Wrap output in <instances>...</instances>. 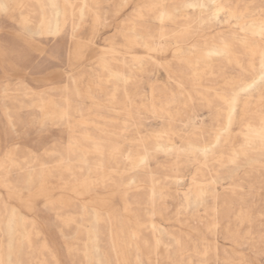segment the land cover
<instances>
[{
    "label": "rangeland",
    "instance_id": "obj_1",
    "mask_svg": "<svg viewBox=\"0 0 264 264\" xmlns=\"http://www.w3.org/2000/svg\"><path fill=\"white\" fill-rule=\"evenodd\" d=\"M2 1L0 264H264V0Z\"/></svg>",
    "mask_w": 264,
    "mask_h": 264
},
{
    "label": "bare ground",
    "instance_id": "obj_2",
    "mask_svg": "<svg viewBox=\"0 0 264 264\" xmlns=\"http://www.w3.org/2000/svg\"><path fill=\"white\" fill-rule=\"evenodd\" d=\"M2 1V0H1ZM55 1V0H54ZM229 1V0H228ZM3 2V1H2ZM51 3H52V0L50 1ZM53 4V3H52ZM220 4H222L221 3V1H220ZM189 5V4H188ZM52 7H53V5H51ZM217 6H219V4L217 5ZM232 6V5H231ZM56 7V6H55ZM229 7V6H228ZM250 7V6H249ZM221 8H224V6L223 5H220L218 8H216L215 10H216V13H218V11L221 9ZM56 9V8H55ZM85 9V8H84ZM54 10V9H53ZM235 10H236V8H235ZM47 11V10H46ZM7 12V11H6ZM61 12V11H60ZM62 12H63V10H62ZM203 22V21H202ZM251 25H252V27L254 26V28H256L257 30H263L264 29V27L263 26H261V25H255L254 23H251ZM62 26V25H61ZM61 26H60V28H61ZM251 27V28H252ZM253 28V29H254ZM198 29V28H197ZM30 30V29H29ZM54 31V30H53ZM59 33V32H58ZM154 42V41H153ZM157 43V42H156ZM156 45V44H155ZM158 46V45H157ZM77 57H79V56H77ZM88 60V59H87ZM91 60V59H90ZM223 67V66H222ZM120 73V72H119ZM22 75V74H21ZM21 75H19V76H21ZM18 76V77H19ZM122 77V76H121ZM20 78V77H19ZM129 80V79H128ZM24 83V82H23ZM28 83V82H27ZM6 84V83H5ZM8 84V83H7ZM72 85V84H71ZM70 87V86H69ZM74 87V86H73ZM122 88V87H121ZM29 89V88H28ZM30 90V89H29ZM70 90V89H69ZM74 91V90H73ZM77 91V90H76ZM31 92H32V90H31ZM108 93H110V92H108ZM69 94V93H68ZM83 94V93H82ZM79 97H80V95H78ZM27 97V96H26ZM36 98V97H35ZM73 98V97H72ZM72 98H70L71 100H72ZM27 100H28V98H27ZM35 100V99H34ZM41 100H43L42 98H41ZM23 102V101H22ZM44 102V101H43ZM24 103V102H23ZM22 103V104H23ZM26 103V102H25ZM34 103V102H33ZM37 103V102H36ZM40 103V102H39ZM27 104V103H26ZM25 105V104H24ZM37 105H39V104H37ZM70 105V104H69ZM42 106V105H41ZM40 106V107H41ZM60 107V106H59ZM79 107V106H78ZM21 108V107H20ZM24 108V107H23ZM61 108V107H60ZM79 109V108H78ZM45 110V109H44ZM64 110H65V108H64ZM50 111V110H49ZM52 111V110H51ZM59 112H60V110H59ZM61 114V113H60ZM58 115V114H57ZM57 115H55V116H57ZM64 115V114H63ZM68 115V114H67ZM42 117H43V115H42ZM44 117H46V115L44 116ZM55 118V117H54ZM69 118V117H68ZM71 118V117H70ZM192 118V117H191ZM61 119V118H60ZM10 120H11V118H10ZM112 120V119H111ZM110 120V121H111ZM90 121V120H89ZM92 121V120H91ZM92 123V122H91ZM100 124V123H99ZM95 125H96V123H95ZM101 127H103V126H101ZM108 127V126H107ZM109 128V127H108ZM106 129V128H105ZM86 131V130H85ZM81 134V133H80ZM86 134V133H85ZM113 134V133H112ZM86 136V135H85ZM88 137V136H87ZM99 138V137H98ZM101 138V137H100ZM111 138V137H110ZM113 138V137H112ZM170 138V137H169ZM169 138H168V140H169ZM70 139V138H69ZM91 139H93V138H91ZM69 144V143H68ZM19 146V145H18ZM72 146V145H71ZM93 146V145H92ZM94 147H95V145H94ZM24 148V147H23ZM76 148V147H75ZM84 148V147H83ZM96 148V147H95ZM10 149V148H9ZM8 149V150H9ZM18 149V148H17ZM16 149V150H17ZM93 149V148H92ZM29 150V149H28ZM77 150V149H76ZM75 150V151H76ZM43 151V150H42ZM69 151V150H68ZM94 151V150H93ZM96 151V150H95ZM67 152V151H66ZM98 152V151H97ZM34 153V152H33ZM32 153V154H33ZM48 153V152H47ZM87 153V152H86ZM12 154V153H11ZM10 154V155H11ZM82 154V153H81ZM97 154V153H96ZM3 155V154H2ZM13 155V154H12ZM85 155V154H84ZM4 156V155H3ZM7 156V155H6ZM35 156V155H34ZM143 156V155H142ZM146 156V155H145ZM13 158L15 157V156H12ZM97 159H99V158H97ZM256 159V158H255ZM63 160V159H62ZM83 160V159H82ZM87 160V159H86ZM15 161V160H14ZM61 161V160H60ZM84 161V160H83ZM97 162H99V161H97ZM8 163L10 164L11 162L8 160ZM56 163V162H55ZM103 163V162H102ZM13 164V163H12ZM30 164V163H29ZM32 164V163H31ZM11 165V164H10ZM12 166V165H11ZM19 167V166H18ZM44 167V166H43ZM77 167V166H76ZM12 169V168H11ZM15 169V168H14ZM105 169V168H104ZM230 170V169H229ZM9 171V170H8ZM102 172H103V170H102ZM7 173V172H6ZM31 176V175H30ZM36 177V176H35ZM112 177V176H111ZM86 178V177H85ZM112 179V178H111ZM34 180V179H33ZM227 181V180H226ZM9 182V181H8ZM13 182V181H12ZM136 183V182H135ZM110 189V188H109ZM111 191V190H110ZM113 191V190H112ZM91 193V192H90ZM88 194V193H87ZM103 197V196H102ZM145 197V196H144ZM151 197V196H150ZM152 214V213H151ZM87 218V217H86ZM31 238V237H30ZM137 241V240H136ZM122 249V248H121ZM155 258V257H154ZM109 259V258H108ZM28 264V263H27Z\"/></svg>",
    "mask_w": 264,
    "mask_h": 264
},
{
    "label": "snow or ice",
    "instance_id": "obj_3",
    "mask_svg": "<svg viewBox=\"0 0 264 264\" xmlns=\"http://www.w3.org/2000/svg\"><path fill=\"white\" fill-rule=\"evenodd\" d=\"M192 7V5H190ZM200 7H204V5H200ZM6 10L3 5H0V11Z\"/></svg>",
    "mask_w": 264,
    "mask_h": 264
}]
</instances>
